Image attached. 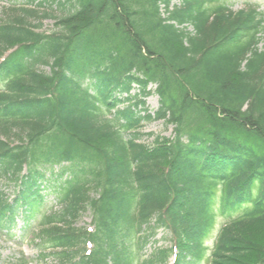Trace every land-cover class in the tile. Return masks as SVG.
Instances as JSON below:
<instances>
[{"label":"trees","instance_id":"trees-1","mask_svg":"<svg viewBox=\"0 0 264 264\" xmlns=\"http://www.w3.org/2000/svg\"><path fill=\"white\" fill-rule=\"evenodd\" d=\"M170 1L42 0L37 9L1 10L0 177L18 181L26 165L29 186L42 169L69 163L60 168L71 178L59 187V226L38 236L70 264L164 263L169 251L139 261L145 233L157 227L176 237L177 264H198L220 183L222 211L252 208L220 231L211 264H264V50L256 48L264 16L233 13L220 0H180L168 10ZM46 19L56 31H42ZM132 84L135 103L108 118ZM150 84L154 117L138 110ZM152 118L173 126V138L139 143ZM86 211L91 235L74 227ZM85 239L95 245L89 256Z\"/></svg>","mask_w":264,"mask_h":264},{"label":"rangeland","instance_id":"rangeland-1","mask_svg":"<svg viewBox=\"0 0 264 264\" xmlns=\"http://www.w3.org/2000/svg\"><path fill=\"white\" fill-rule=\"evenodd\" d=\"M12 1V3L15 0H0V17H1V8L7 7L8 2ZM223 3L228 6L229 9L232 11H237L241 8L246 7L247 5H253L258 6V10L264 13V0H221ZM22 0H16V4H22ZM173 5H179L178 1H172L170 2L169 8L171 9ZM161 17H165V13L163 12V6L159 5ZM54 11L55 16H59L61 14V11L56 10V6L52 7ZM68 7H66L65 12L67 11ZM55 20L47 19L43 22L42 29L44 32L49 33L56 31L57 28L54 26ZM186 30L189 32H192L191 27H186ZM264 32L259 37L258 42V49L263 50L264 49ZM38 70H42L45 72H48V69L44 66H40ZM150 90H155L153 86H149ZM138 90L136 87L132 89L131 94L137 93ZM145 108L149 112H155V110L158 108V98L156 95H151L149 97H146L145 99ZM141 137L139 138L140 142L146 145H152L154 142L155 137L160 138H172V127L166 126L162 120H151L147 122L142 123V128L140 130ZM149 134H152V136H148ZM0 190L5 193L8 197H12V191L14 190L12 184L9 182H6L5 180H0ZM47 206H49V202L51 200L52 202V196L47 197ZM50 202V203H51ZM91 220V214L89 212H85L77 221L76 227L78 228H86V226L90 223ZM222 219H216L217 223H222ZM218 224V225H219ZM23 229V221L21 216H17L16 220V227L11 230L10 234L12 235L11 238H2L0 239V264H19L20 259L19 256L23 254L27 260H29L30 264H49L51 262V257H47L45 260H40L39 251L35 247V245L32 242L31 235H28L24 232ZM4 230V229H3ZM1 230L0 233L3 235L6 230ZM24 233V235H23ZM38 240L36 241V243ZM171 244L170 239L167 237V235L164 232L158 231L154 237L149 241L148 245L146 246L143 255L147 256L150 252H152L154 249H165L169 248ZM23 251V252H19ZM51 249L46 248L43 252L48 253ZM167 263L169 264V260H167Z\"/></svg>","mask_w":264,"mask_h":264}]
</instances>
